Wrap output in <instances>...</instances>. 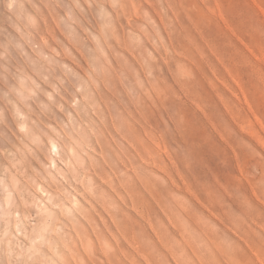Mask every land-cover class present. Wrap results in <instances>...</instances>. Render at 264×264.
Segmentation results:
<instances>
[{
  "label": "rangeland",
  "instance_id": "rangeland-1",
  "mask_svg": "<svg viewBox=\"0 0 264 264\" xmlns=\"http://www.w3.org/2000/svg\"><path fill=\"white\" fill-rule=\"evenodd\" d=\"M29 41L82 129L58 264H264V0H0V91Z\"/></svg>",
  "mask_w": 264,
  "mask_h": 264
},
{
  "label": "clouds",
  "instance_id": "clouds-1",
  "mask_svg": "<svg viewBox=\"0 0 264 264\" xmlns=\"http://www.w3.org/2000/svg\"><path fill=\"white\" fill-rule=\"evenodd\" d=\"M29 23L34 26L35 18L29 17ZM29 43L35 58L22 45L15 44L26 57V67L13 74L15 83L9 84L3 77L8 90L0 91V99L5 101L16 125L15 142L8 141L11 147L0 143V264H58L68 230L64 189L74 182L78 162L82 129L71 115L59 127L54 121L41 126L42 116L55 115L52 106L63 109L53 97L59 88L51 85L53 92H44L38 82L47 81L45 64L51 65L53 58L40 46ZM0 47L7 51V45ZM63 67L70 71L67 65ZM77 91L84 89L78 86ZM41 93L49 103L41 102V112L33 119L28 101ZM78 102L74 101L73 107ZM2 122L4 109L0 108Z\"/></svg>",
  "mask_w": 264,
  "mask_h": 264
}]
</instances>
